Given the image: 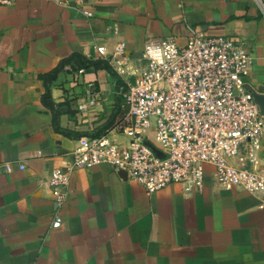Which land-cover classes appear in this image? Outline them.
<instances>
[{"label":"crops","instance_id":"obj_1","mask_svg":"<svg viewBox=\"0 0 264 264\" xmlns=\"http://www.w3.org/2000/svg\"><path fill=\"white\" fill-rule=\"evenodd\" d=\"M85 8L89 19L44 0L0 7V264H264V198L219 189L209 167L190 194L170 185L147 195L105 165L74 171L60 207L46 185L78 138L120 121L116 87L144 69L147 40L232 36L249 53L245 87L264 96V0H86ZM118 42L129 55L121 77L107 63ZM73 53L110 71L64 66L45 81L44 105L38 76ZM258 157L264 173V128Z\"/></svg>","mask_w":264,"mask_h":264},{"label":"built area","instance_id":"obj_2","mask_svg":"<svg viewBox=\"0 0 264 264\" xmlns=\"http://www.w3.org/2000/svg\"><path fill=\"white\" fill-rule=\"evenodd\" d=\"M44 1L73 8L85 19L93 15L86 0ZM13 2L0 0V7ZM95 53L104 57L102 47ZM128 58L118 42L107 63L121 77ZM141 60L144 69L122 84L120 121L104 134L78 138L68 165L50 172L46 185L54 205L65 203L74 171L99 165L124 172L147 195L170 185L184 194L198 192L209 167L219 189L264 198V173L256 167L264 117L244 87L250 60L244 45L232 36L189 31L182 45L170 38L147 40ZM85 95L84 104L92 106L91 84ZM117 134L122 141L112 138ZM59 225L55 217L50 228Z\"/></svg>","mask_w":264,"mask_h":264},{"label":"trees","instance_id":"obj_3","mask_svg":"<svg viewBox=\"0 0 264 264\" xmlns=\"http://www.w3.org/2000/svg\"><path fill=\"white\" fill-rule=\"evenodd\" d=\"M75 64L77 66V68L79 69H87V68H92V69H98L101 68L103 70L106 71H110L108 66H106V64L96 60V61H91V60H87L84 57H82L79 54H71L70 56H68L65 59H62L58 62V64L56 65V67L51 70L50 72H48L47 74L44 75H40L38 76L39 80H42V84L44 85V94L41 97V101L44 105H47V101H48V89L46 88L45 85V81L50 82L52 81L56 74L59 73L62 68L66 65H70V67H72L71 64ZM113 77L115 78V80H117V77L115 76L114 73H112Z\"/></svg>","mask_w":264,"mask_h":264},{"label":"water","instance_id":"obj_4","mask_svg":"<svg viewBox=\"0 0 264 264\" xmlns=\"http://www.w3.org/2000/svg\"><path fill=\"white\" fill-rule=\"evenodd\" d=\"M244 87H245V86H244ZM245 89H247V91L251 94V97H252V99H253V102H254V104L256 105V107H257V109H258V111H259V114H260L262 117H264V96L261 95V94H256V93H254V92L251 91L250 88H248V87H247V88L245 87ZM144 144H145L149 149H151L152 152H153L156 156L161 157V154L158 153L156 150H154L150 144H148L147 142H144ZM120 174H123V175L125 176V173L122 172V171H120Z\"/></svg>","mask_w":264,"mask_h":264},{"label":"rangeland","instance_id":"obj_5","mask_svg":"<svg viewBox=\"0 0 264 264\" xmlns=\"http://www.w3.org/2000/svg\"><path fill=\"white\" fill-rule=\"evenodd\" d=\"M116 91H117V98L119 101H122V98H121V94L123 92V86H121L120 84L118 85V87H116ZM122 104V102H121Z\"/></svg>","mask_w":264,"mask_h":264}]
</instances>
